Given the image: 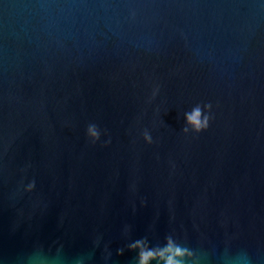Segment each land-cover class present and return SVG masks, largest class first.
I'll list each match as a JSON object with an SVG mask.
<instances>
[{"label": "water", "instance_id": "1", "mask_svg": "<svg viewBox=\"0 0 264 264\" xmlns=\"http://www.w3.org/2000/svg\"><path fill=\"white\" fill-rule=\"evenodd\" d=\"M0 264H264V0H0Z\"/></svg>", "mask_w": 264, "mask_h": 264}, {"label": "clouds", "instance_id": "2", "mask_svg": "<svg viewBox=\"0 0 264 264\" xmlns=\"http://www.w3.org/2000/svg\"><path fill=\"white\" fill-rule=\"evenodd\" d=\"M203 108L210 109L211 105L205 104ZM184 119L185 126L182 128V131L185 133L189 131V128L196 132H200L201 130L206 129L209 125V116L204 113L201 105L199 104L194 106L191 111L185 112ZM87 134L93 139V141L99 139L100 137V132L94 124L88 126ZM143 138L148 143L152 142V137L147 130L144 131Z\"/></svg>", "mask_w": 264, "mask_h": 264}]
</instances>
